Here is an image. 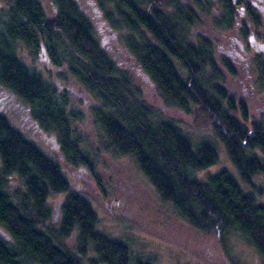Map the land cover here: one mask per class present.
I'll return each instance as SVG.
<instances>
[{
	"label": "trees",
	"instance_id": "1",
	"mask_svg": "<svg viewBox=\"0 0 264 264\" xmlns=\"http://www.w3.org/2000/svg\"><path fill=\"white\" fill-rule=\"evenodd\" d=\"M3 1L0 86L26 107L30 121L55 134L65 161L83 164L100 185L95 156L84 148L77 129L82 110L57 82L27 64L19 47L32 56L44 51L50 65L64 70L62 78L69 74L76 80L93 99L87 110L104 137L101 146L133 155L159 196L199 233L216 238L231 264H239L227 255L233 234L252 246L264 263V201L243 189L225 168L204 179L196 175L216 160L212 139L193 141L177 120L163 116L143 97L142 89L99 42L91 18L77 1L52 0V15L39 0ZM112 2L116 14L106 12L104 17L124 31L120 38L125 50L163 104L207 114L239 177L253 186L254 175L264 174V121L250 118L245 102L227 92L218 67L220 62L231 72L230 63L214 56L208 36L194 31L200 23L197 11L210 5L222 12L214 24L231 27L239 4L252 26L260 24L251 1ZM239 30L246 37L247 23ZM253 58L256 80L263 85L264 54ZM56 192L63 196L54 213L49 196ZM98 221L91 201L71 187L59 161L1 108L0 229L8 239L0 234V264H157L149 254L134 255L123 238L99 229Z\"/></svg>",
	"mask_w": 264,
	"mask_h": 264
},
{
	"label": "rangeland",
	"instance_id": "2",
	"mask_svg": "<svg viewBox=\"0 0 264 264\" xmlns=\"http://www.w3.org/2000/svg\"><path fill=\"white\" fill-rule=\"evenodd\" d=\"M39 1L46 14L52 15L53 1ZM76 1L91 18L99 42L128 73L132 83L142 89L143 97L163 116L177 120L193 141L197 142L202 137L212 139L217 152L216 160L200 169L196 175L204 179L206 174L225 168L234 175L243 189L252 191L258 201H264V174L254 175L253 186L239 177L222 141L212 128V119L207 114L196 109L192 113H186L163 104L151 81L125 50L120 38L124 31L112 27L104 17L106 12L116 14L112 0H100L102 7L97 0ZM250 1L260 16V24L252 26L244 6L240 4L237 5L236 18L233 19L231 27L214 24L213 18L222 12L220 14L218 8L210 5V8L205 7L204 11H197L200 23L194 31L208 36L213 42L214 56L219 58L221 55L230 63L231 72L218 60L223 86L227 92L236 100L245 102L250 118L264 121V84L257 82L253 66V55L258 52L264 54V2ZM5 8L4 1L0 0V15ZM243 21L247 23L249 29L246 37L241 36L239 30ZM18 52L27 64L34 65L45 78L49 77L51 81L57 82L61 89L64 88L68 100L82 110L77 129L84 148L95 156V168L100 185L95 183L83 164L74 166L66 162L55 134L41 130L30 121L26 107L6 88L0 86L1 100L6 99L1 108L14 125L20 127L29 138L59 161L71 187L91 201L98 215L99 229L123 238L134 255L153 256L157 264H231L230 258L223 253L216 238L199 233L178 215L170 201L159 196L133 155L114 154L101 146L104 137L87 110L93 99L76 80L69 74L62 78L60 73H64V70L50 65L44 51L32 56L26 48L19 47ZM62 196V192L49 196L54 213ZM56 220L57 215L54 214L52 222L55 223ZM67 244L72 248L71 238L67 240ZM229 247L227 255L239 264H264L256 250L239 235L233 234L230 237Z\"/></svg>",
	"mask_w": 264,
	"mask_h": 264
},
{
	"label": "flooded vegetation",
	"instance_id": "3",
	"mask_svg": "<svg viewBox=\"0 0 264 264\" xmlns=\"http://www.w3.org/2000/svg\"><path fill=\"white\" fill-rule=\"evenodd\" d=\"M240 5L243 6V4H240ZM1 97L2 96H0V100H1ZM4 101L6 102V99H2L0 101V109H1V105L3 104ZM0 234H2L5 239H8V236L5 233H3V231L1 229H0Z\"/></svg>",
	"mask_w": 264,
	"mask_h": 264
}]
</instances>
